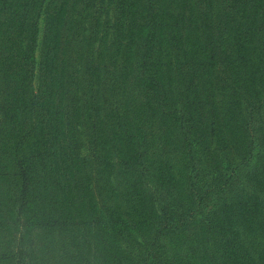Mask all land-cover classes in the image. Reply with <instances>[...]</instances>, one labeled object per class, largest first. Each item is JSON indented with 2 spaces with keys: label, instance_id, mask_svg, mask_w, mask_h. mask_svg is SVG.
I'll use <instances>...</instances> for the list:
<instances>
[{
  "label": "trees",
  "instance_id": "obj_1",
  "mask_svg": "<svg viewBox=\"0 0 264 264\" xmlns=\"http://www.w3.org/2000/svg\"><path fill=\"white\" fill-rule=\"evenodd\" d=\"M69 1L0 0V264H264V0H114L86 143Z\"/></svg>",
  "mask_w": 264,
  "mask_h": 264
},
{
  "label": "rangeland",
  "instance_id": "obj_2",
  "mask_svg": "<svg viewBox=\"0 0 264 264\" xmlns=\"http://www.w3.org/2000/svg\"><path fill=\"white\" fill-rule=\"evenodd\" d=\"M45 7V5L43 6ZM41 9L38 17V34L35 47V71L33 84L35 87L39 84L40 60L42 53V42L45 32V10ZM114 19V0H70L68 8L62 23V36L64 42L63 56L69 60L66 66V76L73 75V82L66 86L74 91H81L80 78L85 68L95 66L99 75L98 79L93 81L92 90L96 92L90 97L89 93V112L94 117L90 122L85 119L80 127L82 129L81 137L86 143L89 134L86 133L93 123L99 120L103 124V116L106 112L107 103L104 101L102 82H104L107 72L111 71L110 80L114 83L117 91V97L125 92L121 76V56L110 55L109 49L112 41ZM75 63V65H72ZM90 65V66H88ZM105 75L101 78V76ZM119 75V76H118ZM75 97H78L77 95ZM104 125V124H103ZM88 134V135H87ZM86 145L83 146V151ZM110 156L113 162H116V156L113 149H110ZM92 258V257H91Z\"/></svg>",
  "mask_w": 264,
  "mask_h": 264
}]
</instances>
